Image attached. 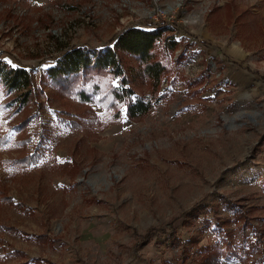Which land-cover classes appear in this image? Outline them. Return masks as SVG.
Listing matches in <instances>:
<instances>
[{"label":"rangeland","instance_id":"obj_1","mask_svg":"<svg viewBox=\"0 0 264 264\" xmlns=\"http://www.w3.org/2000/svg\"><path fill=\"white\" fill-rule=\"evenodd\" d=\"M131 27L158 82L120 48L49 75ZM1 64L0 264H264V0H0Z\"/></svg>","mask_w":264,"mask_h":264},{"label":"trees","instance_id":"obj_2","mask_svg":"<svg viewBox=\"0 0 264 264\" xmlns=\"http://www.w3.org/2000/svg\"><path fill=\"white\" fill-rule=\"evenodd\" d=\"M161 29H142L137 27L125 28L118 36L114 49L107 48L105 50L96 49L93 52L86 51L79 47L71 48L65 51L57 60L56 64L48 69V73L52 78H67V75L83 71L91 66L93 68H104L112 66L114 74H121L122 69L120 62L116 57V49H123L137 55L143 61V69L149 74L155 82H158L160 74L167 70V65L161 59L157 60L152 55L151 49L161 37ZM172 43V42H171ZM0 77L9 88L16 90L30 88L31 80L28 71L20 68H8L0 65ZM27 91H24L22 101L27 97ZM117 97H119L117 95ZM120 98V97H119ZM149 104H143L141 100L134 104H128L127 109L130 115L144 113Z\"/></svg>","mask_w":264,"mask_h":264}]
</instances>
